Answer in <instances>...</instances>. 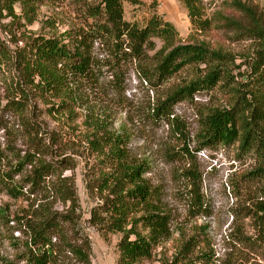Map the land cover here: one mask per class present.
Segmentation results:
<instances>
[{"label": "rangeland", "instance_id": "rangeland-1", "mask_svg": "<svg viewBox=\"0 0 264 264\" xmlns=\"http://www.w3.org/2000/svg\"><path fill=\"white\" fill-rule=\"evenodd\" d=\"M4 1L0 0V5ZM99 2L40 0L31 23L23 16L19 23L1 7L0 44L9 48L21 46L25 35L38 34L67 41L71 28L88 29L87 23L93 20L87 14L88 8ZM202 5L207 18L204 29H199L189 17L182 0L125 2L124 14L128 22L141 27L153 17L170 22L177 32L176 44L205 43L219 50L227 55V67L238 79L237 74L245 69L243 64L251 61L259 46L253 30L264 27V0H202ZM16 11L23 14L20 5H16ZM154 42V50L161 48L160 39L154 38ZM93 50L95 81L75 83L73 91L79 99L71 105V113L50 112L60 99L37 102V117L33 120L41 126L40 136L49 144L51 134L59 135L63 149L57 159L68 161L56 164L52 154H46V160L59 167L47 177L45 187L32 189L27 185L25 196L17 199L5 191L0 193V264H25L31 243L29 224L44 208L68 213L71 201L57 190L59 179L67 184L73 180L79 196L78 231L71 225L63 226L64 240L73 241L80 233L91 244L92 264H117L121 234L110 233L92 222V209L102 206L110 191L103 193L89 188L87 179L91 173L113 170L108 148L104 154L92 146L90 138L99 136L93 133L96 129H103L106 142L109 140L106 136H119L127 148L129 161L144 164L145 177L154 188L155 197H159L161 206L171 216V235L159 242L151 259L140 264H167L191 236L197 243L193 255L208 253L212 264H264V241L252 216L253 206L264 199V194L262 183L248 175L257 166L256 157L242 155L237 144L205 145L198 135L205 111L232 98L225 91L227 87L219 85L196 93L193 99L178 102L170 117H159L154 111L158 101L194 78L196 68H185L163 84L155 85L143 77L133 62H127L121 69L108 67L109 48L96 42ZM8 68L0 60V153L6 156L2 166L5 172L23 162L30 152L33 154L28 131L15 112L5 108L11 94ZM104 144L101 145L105 147ZM73 146L76 152L71 150ZM35 164L26 163L24 172L15 180L19 182L29 176ZM193 171L201 178L196 186ZM105 217L108 216L103 217L106 221ZM54 242L58 247L64 244L57 237ZM61 260L65 264H79L68 252L61 254Z\"/></svg>", "mask_w": 264, "mask_h": 264}, {"label": "trees", "instance_id": "trees-1", "mask_svg": "<svg viewBox=\"0 0 264 264\" xmlns=\"http://www.w3.org/2000/svg\"><path fill=\"white\" fill-rule=\"evenodd\" d=\"M39 1L5 0L0 8L6 9L8 15L19 23L23 17L31 23ZM141 1L100 0L97 5L88 8L87 14L93 18L91 23H87L88 29L71 28L67 41L38 34L25 35L21 46L9 48L5 43L0 44V60L10 67L11 79V94L5 108L14 111L20 118L24 130L32 139L33 150V154L30 152L23 162L6 172L2 170L6 156L0 153V193L5 191L17 199L25 196L24 188L27 185H31L32 189L43 188L47 177L59 167L47 161L46 154L51 153L56 164L68 161L57 159L63 149L59 135L51 134L49 144L40 136L41 126L33 120L37 117V102L60 99L59 103L53 104L50 112L71 113V105L79 99L73 91L75 83L95 81L93 49L98 42L110 49L107 50L110 52V61L106 63L108 67L121 69L127 62H133L143 77L155 85L163 84L185 68H196L194 78L173 88L158 101L154 111L159 117H170L178 102L193 99L196 93L213 90L219 85L227 87L225 91L232 98L226 104L205 111L198 135L205 145L237 144L242 155L256 157L257 166L248 175L262 183L264 194V27L253 30L259 46L251 61L243 64L245 69L237 74L240 76L237 79L227 67L229 61L226 54L205 43L176 44L177 32L170 22L157 17L142 27L128 22L124 3L139 4ZM182 1L189 17L199 29H204L207 18L202 0ZM16 5L21 6L22 15L16 11ZM11 33L17 35V32ZM154 38L162 41L158 50H154ZM150 51L155 52L150 54ZM102 131L93 130L94 135L99 136H92L91 143L95 150L104 154L108 148L113 170L109 173H91L87 179L89 188L103 193L110 191L103 205L92 209V222L110 233L121 234L117 264H140L143 260L151 259L159 242L171 235V216L161 206L159 197H155L154 188L145 177L144 164L129 161L127 148L122 145L119 136H106L105 139H109L106 142L103 140L106 133ZM103 142L105 147L101 145ZM71 150L76 149L73 146ZM26 163L36 164L29 176L17 182L15 178L24 172ZM192 175L196 186L201 178L197 172L193 171ZM59 181L56 188L66 195L65 199L71 201L69 211L64 214L44 208V212L30 222L31 243L24 257L25 264H65L61 260V254L65 252L70 253L79 264H92L91 244L86 236L78 233L77 239L70 242L63 238V226L71 225L75 232L78 231L76 224L80 217L76 215V210L79 196L73 180L69 184L64 179ZM253 207L252 216L264 241V199ZM104 215L108 216L105 217L106 221ZM56 237L64 242L62 247L54 242ZM196 245L194 237L186 239L167 264H212L208 253L193 255Z\"/></svg>", "mask_w": 264, "mask_h": 264}]
</instances>
